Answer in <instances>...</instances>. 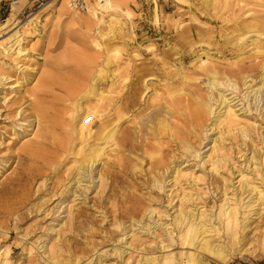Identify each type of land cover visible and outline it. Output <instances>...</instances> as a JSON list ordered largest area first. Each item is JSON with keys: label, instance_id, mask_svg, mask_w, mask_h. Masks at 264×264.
<instances>
[{"label": "rangeland", "instance_id": "374dc122", "mask_svg": "<svg viewBox=\"0 0 264 264\" xmlns=\"http://www.w3.org/2000/svg\"><path fill=\"white\" fill-rule=\"evenodd\" d=\"M13 2H16V11L10 26L2 29L0 26V44L17 33L18 47L23 48L24 55L15 65L11 58L4 56L0 45V252L10 247L7 259L0 257V264H144V257L150 254L177 256L189 250L177 239L172 243L167 241L164 225L170 224L179 207L193 208L195 213L196 208L208 215L212 213L211 222L219 225L216 215L223 189L229 198H237L241 194L239 181L243 176L253 177L249 148L255 146L264 151V117L258 113L263 99L258 97L257 110L252 99V110L247 111L242 99L244 86L240 94L237 90L231 94L230 90L226 91L233 98L232 103L242 108L234 124L247 127L250 140L246 138L244 145L239 136L224 132L216 150L206 158L209 140L217 135L216 131L208 130L193 137L198 156L181 157L185 162L179 180L172 185L165 184L164 191L155 189L151 193L155 209L151 217L147 212L143 214V206L149 200L148 178L125 174L123 165L117 175L115 152L108 150L107 145L105 155L108 156L102 155L90 173L81 174L79 184L85 186V192L72 201L68 190L74 186L83 154L91 143L98 141L90 138L83 145L70 137L68 124L73 112L68 101L74 91L79 96L78 102L89 96L88 104L92 105L98 96L87 90L90 83L96 81L100 90L106 87L110 16L108 12H98L96 17L102 15L103 22L96 23V17L89 12L95 0H86L82 11L69 7L66 0H0V24L10 15ZM113 2L119 5L118 15L123 22L124 36L116 46L122 49L119 61L130 58L153 70L164 62L166 68L171 66L190 73L197 70L196 62L204 54L214 63L225 64L234 62L237 55L246 56L253 47L251 38L235 45L236 33L232 31L228 13L204 9L201 0ZM249 8L261 9L247 4L245 9ZM123 11H128L129 17ZM15 46L12 45V50ZM135 54L138 56L133 58ZM252 58L244 60L246 65L257 61ZM155 60L158 66L153 63ZM145 77L146 89L141 82L133 86L136 101L130 108L131 116L150 102L153 91L160 90L164 81L158 72ZM64 84L72 87L65 90ZM9 85L14 86L11 93ZM200 88L204 93L207 90L204 82H200ZM142 89L140 97L138 92ZM42 98L57 110L50 127L42 121L36 126L32 117L28 118L29 111H24L29 103ZM123 126L131 127V121H123ZM172 149L167 147L168 152ZM220 152L224 161L217 165L215 161ZM32 153H40L41 157L36 158ZM204 159L207 162L203 164ZM254 182L259 184L258 179ZM127 185L131 187L128 193L123 189ZM166 191L172 192L171 197ZM247 193L244 191L241 195L246 207L239 219L247 216L248 226L243 233L249 240L246 239L244 250L233 254L225 264H264L261 243L264 211L256 213L260 200L247 205ZM113 220L114 224L120 223L119 228L112 226ZM147 223L154 226V232L145 229ZM130 228L137 235L126 238L132 245L126 248L121 233ZM220 236L226 240L223 231ZM44 241H49L48 250L42 253ZM25 245L32 246L30 253L23 250Z\"/></svg>", "mask_w": 264, "mask_h": 264}, {"label": "bare ground", "instance_id": "6f19581e", "mask_svg": "<svg viewBox=\"0 0 264 264\" xmlns=\"http://www.w3.org/2000/svg\"><path fill=\"white\" fill-rule=\"evenodd\" d=\"M261 1L264 0H201V6L204 9H213L214 11L219 9L224 14L228 13L229 21L233 26L232 31L236 33L235 45L251 38L253 47L246 56L237 55V59L232 63L230 61H226L225 64L214 63L207 54H204V57L198 58L197 65L194 64L197 70L189 73L180 68L171 69V66L166 68L164 62H162V66L153 70V68L134 63L130 58L119 61L122 49L116 48V46L124 36L123 22L118 15L119 5L113 0H95L93 6L89 8L91 15L95 18L96 13L104 11L108 12L110 16L107 20L109 35L106 42L108 46L106 49L108 52L106 87L100 90L96 81L90 83L87 90L90 89L89 92H92L95 97L98 96L92 105L88 104L89 96L82 97L83 101L78 102L79 96L74 91L70 94L68 102L72 106L70 112H73L72 121L68 124L70 137H74L83 145L90 138L98 141L91 143L92 146H88V151L83 154L74 186L68 190L72 201L78 194L82 195L81 192H85V186L81 187L79 184L80 176L92 171V166L99 162L102 155H105L106 145L110 146L108 150L115 152L117 175L121 173L118 168L123 165L125 174L131 173L137 176L139 174L148 178L149 200L143 206V214L147 212L151 217L150 214L155 211L152 208L151 193H154L155 189L164 191L167 187L165 184L172 185L179 180L183 170L182 164L185 162L181 157L198 156L193 137L208 130L216 131L217 135L209 140L206 158L216 150L217 143L224 132L232 133V137L239 136L244 145L246 138L250 140L249 129L234 124L237 120V112L242 108H237L236 103H232L233 98L228 97L229 94H226V91L230 90L231 94L237 90L240 94L241 88L244 86L245 93L242 99H245L243 105L247 111L252 110L250 107L252 99V105L256 110L258 109V97L260 96V100L264 101V4ZM241 3H244L245 8L247 4H254L261 9L249 8L246 10ZM15 4L16 2L12 3L9 10L10 15L0 24L1 29L11 25V17L16 11ZM123 15L129 17V12L123 11ZM101 22H103L102 15L100 18L96 17V23L100 24ZM16 34H12L11 39L1 43L3 45L1 50L4 56L11 58L13 64L18 65L17 63L24 52L22 47H18L20 38L17 39ZM12 40L14 41L9 43ZM4 43L8 45H4ZM13 44L17 45L14 50H12ZM137 56L138 54H135L132 57ZM251 57L257 61L246 65L244 60ZM180 58L183 57L180 56ZM153 63L158 66L157 61H153ZM155 72L160 73L164 79L160 90L153 91L150 102H146L137 114L131 116L130 108L135 106L134 102L136 101L134 84L141 82L143 89H146L145 76H152ZM200 82H204L207 87L205 93L200 88ZM70 84H64L62 88L70 90L72 87ZM9 88L10 93L14 91V86L9 85ZM143 89L138 92L140 97ZM83 103L85 105H82ZM53 106V104H47L42 98L29 103L24 111H29L28 118L32 117L36 126L42 121L50 127L57 112ZM258 113L264 117V104L259 106ZM123 121H131L132 126L121 127ZM29 125L30 123H28ZM25 140L28 139L23 141ZM167 147H173L171 152L167 151ZM175 150H177V154L174 153ZM249 154V166L252 167L253 177L243 176L239 181L238 187L241 194L237 198H229L227 190L223 189L222 203L218 205L216 215L219 225L211 222L212 213L208 215L209 213L198 208L195 213L193 208L186 210L179 207L173 215L170 226L164 225L166 240L172 243L174 239H177L182 246L186 245L189 250L179 252L177 256L174 253L157 256L150 254L144 257V264H208L209 262L225 264L233 257V254L244 250L243 247L247 244L245 241L249 239L243 233L248 226V223L245 222L247 216L239 219L242 213L243 215L245 213L243 207H246L243 205L241 197L243 192H248L247 205L255 200H260L256 213L264 211V151L253 146L249 148ZM32 155L36 158L41 157L40 153H32ZM221 161H224V157L220 152L215 162L219 165ZM206 162L207 159H204L203 164ZM213 170L214 173H218L215 165ZM117 179L119 178L116 177ZM195 179L194 177V181ZM257 179L259 180L258 185L254 182ZM259 186L262 188L259 189ZM123 189L128 193L131 187L127 185ZM166 192L169 193L168 197H171L172 192ZM131 220L135 222L134 218ZM113 221L112 226L119 228L120 223L114 224L116 221ZM207 221L211 224L210 227H207ZM154 223L156 224V222ZM145 229L151 233L155 230L150 223L145 224ZM174 230L176 231L175 235H173ZM222 231L225 233L226 240H221L220 233ZM207 232L213 233L207 234ZM121 235L125 239L123 242L125 247L130 248L132 245L127 242V239L133 238L137 234L130 228L124 229ZM48 242L44 241L41 244L42 253L48 250ZM261 243L264 245V229L261 232ZM23 250L30 253L32 246L25 245ZM9 251L10 247L0 252V257L4 261L7 259ZM124 251L125 248L120 251V254ZM46 258L49 259V256Z\"/></svg>", "mask_w": 264, "mask_h": 264}, {"label": "built area", "instance_id": "2783aa9c", "mask_svg": "<svg viewBox=\"0 0 264 264\" xmlns=\"http://www.w3.org/2000/svg\"><path fill=\"white\" fill-rule=\"evenodd\" d=\"M68 5L75 10H84L86 8V0H68Z\"/></svg>", "mask_w": 264, "mask_h": 264}]
</instances>
